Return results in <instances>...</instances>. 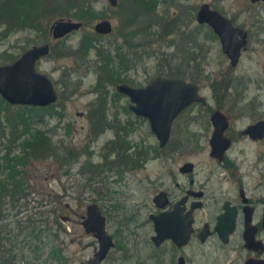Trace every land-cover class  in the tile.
Returning a JSON list of instances; mask_svg holds the SVG:
<instances>
[{
  "label": "rangeland",
  "instance_id": "obj_1",
  "mask_svg": "<svg viewBox=\"0 0 264 264\" xmlns=\"http://www.w3.org/2000/svg\"><path fill=\"white\" fill-rule=\"evenodd\" d=\"M80 1H86L92 7L95 17L87 18L90 21L76 19L68 0H0V35H6L0 39V65L12 63L33 46L51 45V55L42 59L37 69L52 80L60 98L54 110L41 108L32 111L38 116L34 126L48 133L57 146H69L79 155L71 169L59 170L53 160L33 164L29 169L32 194L26 201V207L19 210L17 218L24 220L29 215L59 210L60 203L65 205L69 202V211L59 210L57 214L67 231H60L57 245L64 243L62 249L68 264L86 263L99 245L92 234L85 232L82 219L88 206L97 199L96 203L108 218V233L114 236L116 233V248L104 264H121L123 261L138 264L140 248H144L142 243L152 234L150 226L142 227L146 219L144 213L153 209L152 199L160 182L169 183L170 172L189 161L201 171L213 167L210 151L196 148L197 145H207L212 126H208V119L204 116L199 122L193 121L204 114L201 105L194 104L178 117L168 145L161 149L149 121L137 117L130 110V99L118 93L116 87L128 83L143 88L157 77L184 75L186 81L195 80L193 83L199 85L201 95L207 98L211 107H224L229 111L231 106L227 105L230 101L240 97L259 104L254 113L264 117V4L254 5L250 0H118V6L113 7L109 0ZM154 1L157 12L163 18L165 16V23L163 26L158 24L145 36L142 33L133 37L130 44L137 48H124L127 41L121 33L127 32L124 28L129 23L127 12L149 7ZM203 4H209L248 31V45L237 67L230 65L221 42L211 30L198 24L196 16ZM78 5H82L81 2ZM180 15L183 18L177 22L176 17ZM61 19L83 22L84 28L62 40H54L50 29ZM103 20L112 22L113 34L102 37L97 49H93L89 56L74 54L84 39L95 43L94 27ZM139 25L135 21L132 31L139 30ZM168 27L169 31L165 32ZM98 45L106 50L109 48L112 53L111 64L107 67L99 57L97 50L101 47ZM69 50L73 56L66 55L69 52L65 51ZM121 51L127 55L125 61L117 57ZM9 56L11 60L6 61ZM55 111L62 117L58 118ZM99 119L104 129L97 132L94 127ZM252 122L253 118L249 117L238 121L237 125L240 127ZM190 137L191 142H188ZM180 143L183 149L179 148ZM241 147L243 145L234 151ZM246 147L253 152L254 161L264 154V145ZM14 152L18 154L19 149L15 148ZM123 153L127 158L123 159ZM261 158L263 163L256 165L255 180H250L251 185L264 181L259 175L260 166L264 169V156ZM125 162L146 164L139 170L125 173L121 184H111L107 178L114 174L104 170V184L95 186L98 167L105 163ZM96 187L99 188L97 192ZM55 201L57 204L53 203ZM15 221L16 218L12 220V228L16 226ZM13 242V248L6 243L0 245V256L1 252L7 259L14 256L15 264H59L49 258L50 238L47 234L43 240L45 248L42 247L37 255L25 246V242H31L29 238L26 240L25 234ZM197 247L195 264H215L213 259L201 260V249ZM232 249L214 250L224 256L216 264H233L236 253L229 251ZM143 253L150 255L152 248L147 245ZM227 253L229 256H225Z\"/></svg>",
  "mask_w": 264,
  "mask_h": 264
},
{
  "label": "flooded vegetation",
  "instance_id": "obj_2",
  "mask_svg": "<svg viewBox=\"0 0 264 264\" xmlns=\"http://www.w3.org/2000/svg\"><path fill=\"white\" fill-rule=\"evenodd\" d=\"M252 4L263 5L264 2ZM221 14L225 16L223 13ZM226 18L235 28L247 33L245 39L239 35L240 40H245V45L241 50V60L242 54L248 45L249 33L242 27L235 25L232 19ZM207 27L218 38L214 31L209 26ZM132 48H137V46L134 44ZM230 65L237 67L233 66L231 62ZM127 85L129 84L127 83ZM206 101V104L196 103L201 105L200 107L203 109L202 112L204 114L196 117L193 121L199 122L204 116L208 119V126H212V130L210 129L209 131H212L210 139L206 141L207 145L204 144L202 147L197 145L196 148L210 151L209 156L212 161V164L211 162L210 164L213 167L209 168L208 171H201L197 169L196 164L189 161L176 167V171L170 172L169 183L161 184L160 182L157 193L152 199L153 209L144 211L146 219L142 227L150 226L152 234L148 238L143 237L145 238L142 243L144 248H140L138 264H195V249L199 250L197 246L201 249V254H199L202 258L201 260L209 261L213 259L215 264L224 258L223 253L220 254L214 251L217 250L216 248H218L217 251L219 252V250L226 251L228 248L233 247L232 250H229L236 253V259L233 264H247L250 259L264 260V251L260 255L261 250L260 252L252 251L246 246V236L248 234H253L255 240L261 241L264 245V181L263 183H258V185H251L250 181L251 179L255 180L256 165L263 163L261 156H264V154H261L258 161H254L252 160L253 152L246 147L249 145H260L262 147L264 145V136L261 139H255L248 133L251 127L264 121V117L254 113L259 104H255L252 100L240 97L234 98L230 101V105H227L231 106L229 111H225L224 107H221V109L211 107L207 98ZM222 105L224 106L225 103H222ZM217 112L224 114L228 123L224 137L225 141H228L229 146L221 159L212 156L211 141L215 132L213 116ZM178 117L173 122L172 131ZM249 117L253 118L252 123L238 127V121H245ZM190 139L192 137L188 138V142H191ZM240 145H243V147L235 152L234 150ZM178 146L180 149L184 148L182 143ZM188 163L194 165L193 171L183 172L182 168ZM145 164L146 162L105 163L95 171V186L104 184V170L114 174V176L107 178L111 184H121L125 180V173L139 170ZM259 172L260 177L264 179L262 166H260ZM95 191H99V188L96 187ZM159 196H162V198L157 199ZM96 200L94 201L95 204H97ZM97 206L101 211L98 204ZM223 215L227 216L224 221L225 224L222 223L223 229L231 226L232 217H234L235 224L226 242L223 241L221 234L216 230L219 219ZM111 236L115 246L110 250L107 258L116 248V233L115 236ZM147 245L152 248L150 255L143 253ZM225 256H229V253L225 254ZM121 264L126 263L123 261Z\"/></svg>",
  "mask_w": 264,
  "mask_h": 264
},
{
  "label": "water",
  "instance_id": "obj_3",
  "mask_svg": "<svg viewBox=\"0 0 264 264\" xmlns=\"http://www.w3.org/2000/svg\"><path fill=\"white\" fill-rule=\"evenodd\" d=\"M113 7L118 0H109ZM251 3L264 2V0H250ZM200 25L209 26L218 36L223 53L229 58L233 66H237L241 57V50L245 45L243 39L247 33L235 28L231 22L219 11L213 10L209 4H203L196 16ZM84 24L74 20L61 19L56 21L51 29L54 40H62L79 32ZM94 31L97 35L110 36L113 32L112 22L103 20L98 22ZM52 47L49 43L36 45L24 51L20 57L10 64L0 65V97L12 106H27L47 108L55 105L59 95L52 80L37 71L38 62L51 55ZM116 91L128 97L131 101L130 110L137 116L149 121L152 132L159 141L160 148L166 147L170 141L172 125L175 119L187 108L196 103L206 104V98L201 95L200 88L193 82L182 78L157 77L146 87L136 88L127 84L117 86ZM215 132L211 141L212 156L222 158L229 144L225 141V131L228 123L221 112L213 116ZM255 139L264 136V121L257 123L248 131ZM194 165L188 163L182 168L183 172L193 171ZM164 195V194H163ZM162 196L157 197L161 199ZM226 215L219 219L216 230L221 234L224 242L228 240L229 233L234 229V217L229 228H222ZM82 226L87 234H92L98 242V250L86 263L103 264L110 250L114 248L113 237L107 232V218L99 210L97 204L88 206L87 214L82 219ZM191 227V224H190ZM159 231V230H158ZM170 234V232H169ZM246 246L260 255L264 251L261 241H256L253 234L246 236ZM247 264H264L262 259H250Z\"/></svg>",
  "mask_w": 264,
  "mask_h": 264
},
{
  "label": "trees",
  "instance_id": "obj_4",
  "mask_svg": "<svg viewBox=\"0 0 264 264\" xmlns=\"http://www.w3.org/2000/svg\"><path fill=\"white\" fill-rule=\"evenodd\" d=\"M68 1L70 3L69 8L73 6L70 10L73 11L74 17L79 19V21H90L95 17L92 7H90L86 1ZM80 2L82 5H78ZM127 13V21L129 23L124 27L127 32L121 33L127 41L125 45L127 48H132L130 41L133 37L142 33L144 36L145 34L151 33L154 27L158 24L163 26L166 20L165 16L163 18V15L158 13L155 9V1L153 5H149V7H138L136 10ZM87 18L90 20H87ZM182 18V15L177 16L176 21L179 22L178 20ZM135 21L139 22L140 25L137 28L140 29L132 31ZM170 27H168L167 30L165 29V32H168ZM1 36L5 37L6 35L1 34L0 39ZM101 38L102 36L97 34L94 35L95 43L88 39H84L79 50L74 54L79 53L82 57L89 56L93 49H97V43ZM98 46L101 47L100 45ZM97 51L99 57L103 58L102 64L104 67L111 64L112 53L109 51V48L106 50L104 47H101V49ZM65 52H69L66 53V55L73 56L71 50ZM117 52H119V50ZM119 56L123 61L127 59V55L125 56L122 51L117 55V57ZM7 58L6 61L11 60L10 56ZM192 62H195V60L193 59ZM175 77L185 78L184 75L169 76V78ZM194 81L195 80H192V82ZM38 109L41 108L11 106L0 98V245L6 243L10 248H13V240L21 236V234H25L26 240L28 238L31 239V242H25V246L37 255L41 249L45 248L44 245L46 244H44L43 240L46 238L47 234V237L50 238V246L48 247L49 258L52 261L59 262V264H68L66 255L62 249L64 243L61 242L62 245H57V241L61 238L60 231L63 230L67 233V231H65L66 228H63L60 222V216L57 214L59 210L69 211V202L65 203V205L60 203L59 210L51 209V211H43L34 215H29L24 220L17 218L20 214L19 210L26 207V201L32 194V187L29 186V183H31V180H29L31 179L29 178L31 177V171H29V169H31L34 163L53 160L58 164L59 170H64L68 167L71 169L79 158V155L69 146H64L65 148L62 147L64 144L57 146L48 133L35 128L34 123H36V118H38V116L33 115L32 111H37ZM42 109L50 111L54 110L55 106L52 105ZM50 115L54 116V114ZM55 115L58 116V118L62 117V115L56 111ZM103 127L104 124L101 122V119H99L94 130L97 132L102 131L104 129ZM15 148L19 149L18 154H15ZM118 155H120V153H118ZM124 158H127L126 153H123V159ZM53 203L57 204V201ZM14 218H16L17 221H15V228H12V220ZM15 230L17 231L16 234L14 233ZM0 264H15L14 256L10 255L7 259L1 252Z\"/></svg>",
  "mask_w": 264,
  "mask_h": 264
}]
</instances>
